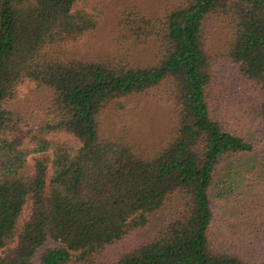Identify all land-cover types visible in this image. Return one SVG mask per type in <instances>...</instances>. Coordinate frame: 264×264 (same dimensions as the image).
Here are the masks:
<instances>
[{"label":"trees","instance_id":"trees-1","mask_svg":"<svg viewBox=\"0 0 264 264\" xmlns=\"http://www.w3.org/2000/svg\"><path fill=\"white\" fill-rule=\"evenodd\" d=\"M160 2L0 0V264H264V0Z\"/></svg>","mask_w":264,"mask_h":264},{"label":"rangeland","instance_id":"rangeland-1","mask_svg":"<svg viewBox=\"0 0 264 264\" xmlns=\"http://www.w3.org/2000/svg\"><path fill=\"white\" fill-rule=\"evenodd\" d=\"M144 3H160V0H140ZM164 2V0H162ZM163 4V3H162ZM31 83H24L21 90L26 89ZM164 87V86H163ZM163 87H156L150 92L133 96L127 99L123 109L112 111L105 116V124L108 132L127 134L130 138L138 139V142L146 147L159 143L170 130V122L174 119L172 104L167 100ZM70 139V136H67ZM171 212L160 213L154 217L151 225L140 232L141 236H149L159 231L165 225ZM52 241L46 247L55 246ZM35 264H40L37 260Z\"/></svg>","mask_w":264,"mask_h":264}]
</instances>
